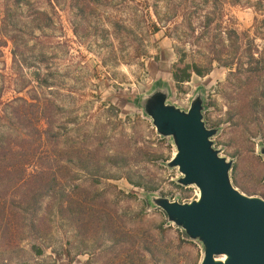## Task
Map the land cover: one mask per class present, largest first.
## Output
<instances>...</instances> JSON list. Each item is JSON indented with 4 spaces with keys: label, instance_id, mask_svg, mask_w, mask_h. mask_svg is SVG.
Segmentation results:
<instances>
[{
    "label": "rangeland",
    "instance_id": "1",
    "mask_svg": "<svg viewBox=\"0 0 264 264\" xmlns=\"http://www.w3.org/2000/svg\"><path fill=\"white\" fill-rule=\"evenodd\" d=\"M14 1L0 0L2 36L3 18L16 20L21 30L15 58L11 43L0 47V101L38 98V112L47 102L46 113L64 128L59 134L67 140L69 163L62 177L72 199L62 214L68 222L58 221L54 209L40 213L48 233L40 257L22 250L20 235L14 252L5 253L0 216V264H198L199 242L184 240L151 205L152 197L190 199L196 189L178 185L180 174L167 166L173 141L156 134L139 101L165 89L167 102L186 111L201 96L203 121L217 130L211 141L231 163L233 186L264 199V1L260 11L244 3L216 5L208 27L195 25L199 40L193 49L161 28L151 31L146 0ZM179 34L185 37L183 29ZM218 34L227 40L224 46ZM212 48L221 55L207 75L174 83L173 70L193 61L205 65ZM52 150L57 153L56 143ZM76 218L86 220L76 224ZM138 240L142 248L130 251Z\"/></svg>",
    "mask_w": 264,
    "mask_h": 264
},
{
    "label": "trees",
    "instance_id": "2",
    "mask_svg": "<svg viewBox=\"0 0 264 264\" xmlns=\"http://www.w3.org/2000/svg\"><path fill=\"white\" fill-rule=\"evenodd\" d=\"M47 1L50 3L49 0ZM99 1L93 0L94 3H99ZM250 1H255L257 7L250 4ZM221 2H227L233 6L244 3L245 6L260 11L258 6L261 5L262 0H146V7L152 11L154 17L151 31L156 33L161 28L168 38L178 43H187L192 48L199 40V37L196 36L195 25L202 21L203 27H208L213 21L212 16L217 10L216 5ZM20 3L22 0L14 1L16 6ZM23 3L29 5L26 1ZM200 12L203 15L196 17V14ZM7 20H9L8 17ZM29 21L31 24H35V20L32 18ZM2 24H4L2 28H7V31L4 36L0 32V38L3 39L0 47L11 43L15 47L13 51L15 58L16 34L21 33L19 24L16 20H9L6 23L4 18ZM22 26H26V24ZM34 27L35 25L30 29L29 34L33 32ZM35 29L40 30L41 28L37 26ZM180 29L184 31V38L179 34ZM217 37L220 40L219 45L224 46L227 40L221 34H218ZM210 43L212 44V39L209 41ZM212 45L214 46V44ZM209 50L206 54L210 56V59L205 65H199L193 61L188 65L184 64L183 68L173 70L174 83H187L192 75L197 77L207 75L212 62L216 61L217 55H221V52L213 48ZM180 51L185 55L183 49ZM230 66L231 63L224 65V67ZM40 87L42 86L40 85ZM23 90L24 88H21L17 93H21ZM37 99L27 100L22 96H16L7 102L0 101V216L5 225L6 254L14 252L17 247L14 238L20 235L22 237L20 242L24 243L22 250L32 256L40 257L43 253L41 242L44 243L43 241L48 236L44 230L40 213L54 209L58 214L56 219L65 223L67 220L62 214L72 199L70 193L67 194L64 185L66 178L62 177L65 172L63 166L69 163L67 140L62 134H59L64 128L55 126L51 118L52 115L46 113L47 102L38 112L39 99ZM54 130L57 132L54 133ZM55 143L58 148L57 153L52 150V145ZM90 174L98 175L99 171ZM71 182L73 180L69 183ZM127 182L133 187H143L142 184L133 182L129 178H127ZM146 191L149 192V190ZM161 214L165 223L168 224L166 216L162 212ZM74 220L72 221L77 224L86 219L76 218ZM181 235L187 242L191 241L183 232ZM37 241H40L38 245ZM141 248L142 244L138 240L135 244L132 243L130 251L137 253L136 250Z\"/></svg>",
    "mask_w": 264,
    "mask_h": 264
},
{
    "label": "water",
    "instance_id": "3",
    "mask_svg": "<svg viewBox=\"0 0 264 264\" xmlns=\"http://www.w3.org/2000/svg\"><path fill=\"white\" fill-rule=\"evenodd\" d=\"M167 99L168 92L156 88L139 105L156 134L173 141L175 153L167 166L180 174L178 185L194 187L198 197L186 203L152 197L151 205L168 224L199 242L203 255L198 264H264V199L233 186L231 163L213 148L217 130L203 121L202 97L196 95L186 111ZM260 155L264 158V147Z\"/></svg>",
    "mask_w": 264,
    "mask_h": 264
},
{
    "label": "built area",
    "instance_id": "4",
    "mask_svg": "<svg viewBox=\"0 0 264 264\" xmlns=\"http://www.w3.org/2000/svg\"><path fill=\"white\" fill-rule=\"evenodd\" d=\"M197 197H198V191L196 190L195 193H194V196H193L192 198H190V199H186V200H181L180 202H181V203L190 202V201L196 199Z\"/></svg>",
    "mask_w": 264,
    "mask_h": 264
},
{
    "label": "bare ground",
    "instance_id": "5",
    "mask_svg": "<svg viewBox=\"0 0 264 264\" xmlns=\"http://www.w3.org/2000/svg\"><path fill=\"white\" fill-rule=\"evenodd\" d=\"M223 260V259H222Z\"/></svg>",
    "mask_w": 264,
    "mask_h": 264
}]
</instances>
